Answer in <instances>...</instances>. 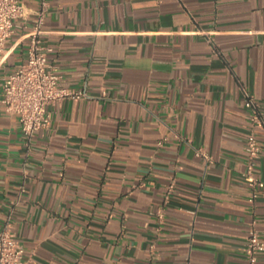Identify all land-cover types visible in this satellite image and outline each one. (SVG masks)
Returning a JSON list of instances; mask_svg holds the SVG:
<instances>
[{"label": "crops", "instance_id": "obj_1", "mask_svg": "<svg viewBox=\"0 0 264 264\" xmlns=\"http://www.w3.org/2000/svg\"><path fill=\"white\" fill-rule=\"evenodd\" d=\"M18 1L0 98L43 0ZM44 1L47 61L84 96L29 140L0 104V231L28 264H245L249 229L264 240L242 179L252 133L264 181V0Z\"/></svg>", "mask_w": 264, "mask_h": 264}, {"label": "built area", "instance_id": "obj_2", "mask_svg": "<svg viewBox=\"0 0 264 264\" xmlns=\"http://www.w3.org/2000/svg\"><path fill=\"white\" fill-rule=\"evenodd\" d=\"M46 10L47 4L43 0L30 21L24 61L1 83L0 104L7 114L17 118L19 130L26 140L48 126L49 106L65 99L78 100L84 96L81 91L58 86L59 76L56 68L47 61L50 49L41 39V26ZM28 17L25 6L18 0H0V65L7 57V42L16 29L26 28ZM245 106L253 107V101L247 99ZM251 122L253 127L261 126V121L254 111L251 114ZM259 150L256 137L252 133L249 134L244 144L247 163L242 179L249 190L250 203L259 191L264 190V181L254 174ZM202 156L206 158L205 155ZM168 189L171 190L172 185H169ZM242 251L246 258L245 264H254L257 256L264 253V240L253 228L247 232ZM0 264H28L21 245L10 231L9 223L0 231Z\"/></svg>", "mask_w": 264, "mask_h": 264}]
</instances>
